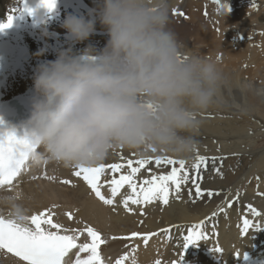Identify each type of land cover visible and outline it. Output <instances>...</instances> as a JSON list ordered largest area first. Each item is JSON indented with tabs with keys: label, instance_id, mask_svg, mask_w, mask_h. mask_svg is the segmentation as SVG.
I'll list each match as a JSON object with an SVG mask.
<instances>
[{
	"label": "bare ground",
	"instance_id": "1",
	"mask_svg": "<svg viewBox=\"0 0 264 264\" xmlns=\"http://www.w3.org/2000/svg\"><path fill=\"white\" fill-rule=\"evenodd\" d=\"M38 2L39 0H33L27 8L35 9ZM222 3L225 7L217 5L215 0H170L169 23L185 53L211 58L221 73L219 98L215 107L221 108L222 112L202 113V126L197 135L201 151H196L191 158L185 160L186 166L191 168L197 152L199 155L219 156L221 164L219 160L217 163L222 175L209 167L203 172L201 185L205 189L223 190L222 195L211 200L207 197L193 200L187 194V189L191 186L189 181L182 186L179 199L174 193H170L168 204L158 200L141 205L130 204L134 211L129 212L120 203L121 198L130 191L127 186L121 189V196L117 197L115 204L106 205L93 194L82 178L74 175L77 169L65 168L49 161L43 164L46 165L44 167L31 166L29 176L21 175L17 180V186L24 183L22 190L26 189L28 185L25 182L33 167V171L39 175L48 172L44 181L52 180L61 187L58 192L50 184L40 189L29 188V207L35 208L28 215L38 214L46 204L60 199L64 201L65 208L60 209L61 205L57 209H50L57 221L64 222L63 215L67 210L78 209L76 218L84 219L97 231L101 228L113 235L106 244V249L112 250L102 251L101 254L104 264H111L116 257L130 264H157V261L159 264H178L181 256L183 259L180 264H249L253 259L243 257V250L249 254L256 251V254L264 253V229L260 230L262 233L257 237L249 232L242 235V221L250 211L245 208L242 195L233 199L237 183L242 178L249 180L250 192L258 189L264 182V145L258 143L259 139H264V0H222ZM21 4L22 0H5L0 3V15L8 13L6 18L10 15H17L19 18L16 29L4 35L0 41L14 55L24 51L30 56V66L24 72L7 70L11 77L5 84V90L10 95L34 90L33 77L37 65L54 60L57 50L67 46L66 30L61 27L64 17L70 12L87 15L89 9L96 6L95 0H57L54 10L47 12L46 23L41 24L37 18L46 10L41 8L29 14ZM176 11L183 14L185 12L186 18L181 19V13ZM203 16L207 18V25L201 21ZM95 36L105 42L108 39L99 23L96 25V32L87 40L76 43L74 49L82 51L92 45L91 40ZM2 74L0 77H4L6 71ZM133 153L136 152L118 148L103 163H124L121 155L125 159L135 160L138 156H133ZM164 156L179 160L174 156ZM148 167L157 175L171 170V166L161 165L157 168L154 163ZM126 171V168L122 169V172ZM112 175L111 170L106 169L101 183L106 179L110 180ZM115 175L118 178L120 173ZM148 176L146 169H141L137 181ZM51 177L54 179H50ZM10 186H3L0 193L14 194L22 199V194L15 193ZM102 191L106 196L110 195L106 184ZM225 196L228 197L227 200ZM228 200H235L230 208ZM253 201H259L264 207V195L254 197ZM221 208L224 211L221 212ZM213 212L216 215H212ZM234 216L237 217L233 219ZM206 217L210 218L205 220ZM258 219L263 220L264 216L253 220ZM201 221H205L202 231L208 238L184 250L182 237L187 234L190 226ZM169 228L170 233L167 231ZM67 229H70L68 225ZM133 232L154 235L149 236L146 242L143 237H131V240L117 238L130 236ZM82 239L83 237L80 238ZM216 247L221 248L222 252H215ZM73 252L69 254L68 261ZM0 264H20V259L0 248Z\"/></svg>",
	"mask_w": 264,
	"mask_h": 264
},
{
	"label": "clouds",
	"instance_id": "2",
	"mask_svg": "<svg viewBox=\"0 0 264 264\" xmlns=\"http://www.w3.org/2000/svg\"><path fill=\"white\" fill-rule=\"evenodd\" d=\"M95 3L87 15L64 17L67 46L36 67V95L23 125L32 146L29 165L90 167L118 148L191 158L201 115L218 103L217 64L184 52L169 27L170 0ZM41 8L46 12L37 19L43 24L49 10L42 0L27 9ZM97 23L108 37L105 45L74 49L96 32ZM4 213L24 223L29 209L16 195L0 193Z\"/></svg>",
	"mask_w": 264,
	"mask_h": 264
},
{
	"label": "snow or ice",
	"instance_id": "3",
	"mask_svg": "<svg viewBox=\"0 0 264 264\" xmlns=\"http://www.w3.org/2000/svg\"><path fill=\"white\" fill-rule=\"evenodd\" d=\"M56 2L57 0H42V4L49 12L54 10ZM215 2L220 7H225L222 0H215ZM24 11L29 14L32 13L31 9L25 8ZM13 19L14 17L10 15L7 23H0V30L11 27ZM31 150L32 146L26 137L18 136L15 132L0 135V186L11 185L21 172L26 170L29 166L28 161ZM132 155L138 156V158L135 160L125 159L121 155L120 158L125 161L124 163L105 164L102 162L90 167H73L77 169L74 175L82 178L95 196L106 205L115 204L117 197L121 196V189L127 186L130 191L121 198L120 203L129 212L134 211L130 204L141 205L157 200L168 204L170 193H174L175 197L179 199L182 186L188 184L189 181H191V186L188 187L187 194L193 200L205 197L211 200L223 193V190L205 189L201 185L203 172L208 170L210 166L213 171L222 175L221 168L217 166V159L214 157L209 158L199 155L197 152L191 168H189L186 166V160L182 159L177 160L164 155L142 156L137 153ZM153 163L157 168L161 165L171 166V170L166 174L157 175L153 173L151 167H148ZM124 168L127 169L126 172H122ZM106 169L111 170V173H113L112 178L101 183V177L105 175ZM141 169H146L149 176L138 182L137 175L141 172ZM116 173H120L118 178L115 175ZM50 179H54V177ZM64 183H70V181H64ZM105 184L108 186L109 196H106L102 191ZM225 199L227 200L228 197L225 196ZM236 199H238V193ZM234 202L235 200H228V207H232ZM247 207L253 216H262V213L251 205ZM220 211L222 212L224 209L221 208ZM53 215L54 213L45 209L38 214L28 216L24 223L0 216V248L7 249L8 252L19 257L20 264H68L65 257H68L73 249H77L74 264H104V260L98 251L104 240L97 230L91 226H85L82 230L66 229L63 225L53 222ZM212 215H216V213L213 212ZM72 218V215L69 214V219ZM209 218L206 217L205 220ZM204 223L205 221H201L187 229V234L182 237L184 250L188 246L208 238L206 233L202 231ZM259 227H261L260 223H253L247 217H244L241 233L246 235L250 229H258ZM167 231L170 233L171 228ZM85 232L90 242L78 243L80 236ZM151 235H154V233L141 234L133 232L130 237H143L146 242ZM214 251L219 253L222 252V249L216 247ZM81 253H87L88 255L86 258H81ZM244 257L247 258L246 254ZM182 259L183 256H181L180 261ZM180 261L178 264H180ZM116 264H122V261L117 260ZM157 264H159V261H157Z\"/></svg>",
	"mask_w": 264,
	"mask_h": 264
},
{
	"label": "rangeland",
	"instance_id": "4",
	"mask_svg": "<svg viewBox=\"0 0 264 264\" xmlns=\"http://www.w3.org/2000/svg\"><path fill=\"white\" fill-rule=\"evenodd\" d=\"M183 1V0H182ZM190 1H192V0H190ZM193 1H196V0H193ZM180 4H182V2L180 3ZM180 4L178 5V7L180 6ZM259 7V6H258ZM254 8H255V6H254ZM176 9H178V8H176ZM176 12H178V11H176ZM179 13H181V14H179ZM178 14L181 16L180 18L181 19H185L186 18V16L184 15L185 14V12H184V14H183V12H178ZM205 15H206V13H205ZM183 17V18H182ZM200 17H202V16H200ZM205 20V21H204ZM207 20V18H206V16H203V18L201 19V21H202V23H205L206 25L208 24L207 22L208 21H206ZM91 42H92V45L94 46V47H96L97 49H100V48H102L103 47V45H104V43H106L105 41H103V40H101L100 38H97L96 36H95V39H93V40H91ZM15 55H14V53L13 52H11V51H8L7 53H5V54H3V56L2 57H0V59H2V58H9V59H12L13 57H14ZM28 57H30L29 55H28ZM28 61H29V58H27V62H26V65H25V69H27L29 66H30V64L28 63ZM4 77H6V75L4 76ZM8 81V80H7ZM6 92H8V90H6ZM205 112H222V109L221 108H217V107H215V106H213L212 108H210V109H208L207 111H205ZM260 145H264L263 143H264V139H259V142H258ZM197 151H201V149L198 147L197 148ZM200 155H204V154H200ZM196 156V155H195ZM204 156H206V157H209V158H216L217 160H219L220 158H219V156H217V155H209V154H207V155H204ZM217 156V157H216ZM219 158V159H218ZM219 164H221V160H219ZM44 164V163H43ZM42 164V165H43ZM219 164L217 163V166H219ZM42 165H40V166H38L39 168L42 166ZM211 167V166H210ZM207 171V170H206ZM37 173H35V175H34V177H33V179L31 178V177H29L28 179H27V182H25V184H27L28 186H27V188L26 189H24V190H22V186H24V183L22 184H20L19 186H16L15 188H13V190H15V193H20V194H22L21 195V197H22V199H20V200H22L21 202L25 205V207H27L28 209H29V211H31L33 208H35L34 206H31V208L29 207L30 205H31V203H30V201H29V195L30 194H27V190L29 189V188H36L37 187V189L39 188H43L44 186H46V185H52V189L53 190H56V192H58V191H60V189H61V187H59L58 185H55V183L54 182H52V180H46V181H44V179L46 178V177H44V176H47L48 175V172H46V173H43V174H37ZM29 176V175H28ZM35 176L37 177V178H35ZM249 180H246V178L244 177V178H242L241 180H239V182L237 183V186H236V188H235V196H234V198L233 199H236V197H237V193H238V197L239 196H241L242 195V199H243V203H244V205H245V208H247L248 209V207L247 206H249V205H251L252 207H254L257 211H259L260 213H262V216H264V207H263V205H262V203H260L259 201L258 202H256V201H253V199H254V197H257V196H259L260 195V197H263V195H264V182H262L261 183V186L260 187H258V189L256 188V189H254L253 191H249ZM256 191V192H255ZM253 192V193H252ZM250 193H252V194H250ZM23 195H26V196H24V197H26L27 199L25 200V198L23 197ZM257 195V196H256ZM18 197V196H17ZM23 198H24V200H23ZM57 200V199H56ZM55 200V201H56ZM65 200V199H64ZM27 202V203H26ZM264 204V203H263ZM62 205V207H60V209H64L65 207H64V201L62 200V199H60V200H57L56 202H54V201H51V202H49L48 204H46V206L44 207V209H42V211L43 210H45V209H48V210H50V207H52L53 209H57L59 206H61ZM72 205V204H71ZM76 204H73V206H75ZM78 209H76V208H74V209H70V210H67V212H70L71 214H72V216H73V218H72V221H68V223H67V225H68V227H70V225H71V227H70V229H84L85 228V226H91V227H93V228H95L94 226H92L91 224H89L88 222H86L84 219H81V218H76L75 217V213H76V211H77ZM52 212V211H51ZM66 213V212H65ZM240 215V214H239ZM243 215V214H242ZM250 215V216H249ZM262 216H260V218L262 217ZM237 216H234V218L233 219H235ZM247 218L249 219V220H251L253 223H260L261 224V227H259L258 229H255V228H252V229H250L248 232H249V234H251V235H253L254 237H257L259 234H261L262 233V231H260V230H262V229H264V219L262 220V219H258V220H253L254 218H257V216H253L252 214H251V212H248V215H247ZM82 221H84V222H82ZM60 222V221H59ZM98 229V228H97ZM100 233H101V238L104 240V243L103 244H101L100 245V248H99V250H100V255L102 254V251H110V250H112V248H110V249H106V248H108L107 246H106V244H107V241H108V239L109 238H111V237H113V235L112 234H109V233H107L106 232V230L104 231L103 229H99L98 230ZM82 237V236H81ZM115 237H117V236H115ZM117 238H119V239H122V240H131V237L130 236H126V235H123V236H119V237H117ZM76 252H77V250L76 251H74L72 254H71V257H70V259H74V257H73V255L74 254H76ZM242 252H244L243 253V257H244V255H245V252H246V256H247V258H252L253 260L249 263V264H264V253H258V254H256L257 253V251H256V253H253V254H249L247 251H242ZM84 255V254H83ZM82 255V256H83ZM117 260H121V258H119V257H116L115 259H113L112 261V263L111 264H116V261ZM122 261V260H121ZM122 264H130V263H128V262H124V261H122Z\"/></svg>",
	"mask_w": 264,
	"mask_h": 264
}]
</instances>
